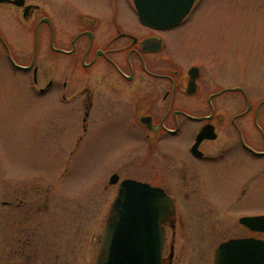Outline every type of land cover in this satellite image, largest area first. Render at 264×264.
Here are the masks:
<instances>
[{
  "label": "flooded vegetation",
  "instance_id": "1",
  "mask_svg": "<svg viewBox=\"0 0 264 264\" xmlns=\"http://www.w3.org/2000/svg\"><path fill=\"white\" fill-rule=\"evenodd\" d=\"M200 4L159 29L141 22L133 0H79L72 17L51 0H0V97L9 106L20 91L44 97L60 106L47 111L48 122L79 120L69 132L60 128L62 147L73 154L92 136L108 215L127 180L172 200L161 223L166 264L201 231L235 230L217 248L264 241L241 222L264 216L245 210L261 201L264 208V95H256L264 89V32L229 35L225 21L193 20ZM46 181L31 180L27 200L15 187L4 200L0 187V234L4 208H12L26 215L18 234L30 244L36 210L50 205Z\"/></svg>",
  "mask_w": 264,
  "mask_h": 264
},
{
  "label": "rangeland",
  "instance_id": "2",
  "mask_svg": "<svg viewBox=\"0 0 264 264\" xmlns=\"http://www.w3.org/2000/svg\"><path fill=\"white\" fill-rule=\"evenodd\" d=\"M61 4H65L68 16L72 17V11L79 10V0H51L53 8ZM193 17V20L225 21L229 35L264 32V0H201ZM72 29L69 27L70 31ZM256 95H264V89ZM14 99L9 106L7 99L0 97L3 199H9L15 187L19 188L17 195L27 200L30 181L35 180L38 185L45 183L40 180L47 179L51 187L50 205L46 210H36L35 236L30 238V244H25L27 234H18V226L22 227L26 215H14L15 210L4 208L0 264H96L108 218V203L102 206L92 136H86L72 154L71 147H62L66 137L60 134V128H67L69 132L70 128L79 127V120L56 117L50 123L47 111L59 108V104L44 97H29L23 91ZM262 203L246 206L245 210L262 213ZM218 232L209 236L201 231L193 246L178 245L174 264H213L218 242L235 230L216 235ZM169 251L167 245L166 254Z\"/></svg>",
  "mask_w": 264,
  "mask_h": 264
},
{
  "label": "water",
  "instance_id": "3",
  "mask_svg": "<svg viewBox=\"0 0 264 264\" xmlns=\"http://www.w3.org/2000/svg\"><path fill=\"white\" fill-rule=\"evenodd\" d=\"M195 1L133 0L141 22L159 29L179 25ZM172 206L162 190L124 181L107 218L96 264H166L161 223ZM241 222L264 232V216L245 217ZM172 256L173 252L170 259ZM214 264H264V241L250 238L224 242L216 250Z\"/></svg>",
  "mask_w": 264,
  "mask_h": 264
}]
</instances>
